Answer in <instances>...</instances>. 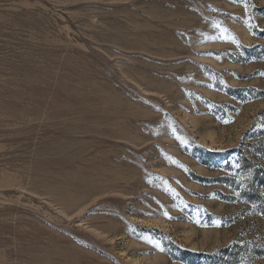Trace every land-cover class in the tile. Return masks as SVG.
Instances as JSON below:
<instances>
[{"label":"rangeland","instance_id":"rangeland-1","mask_svg":"<svg viewBox=\"0 0 264 264\" xmlns=\"http://www.w3.org/2000/svg\"><path fill=\"white\" fill-rule=\"evenodd\" d=\"M0 264H264V0H0Z\"/></svg>","mask_w":264,"mask_h":264},{"label":"trees","instance_id":"trees-1","mask_svg":"<svg viewBox=\"0 0 264 264\" xmlns=\"http://www.w3.org/2000/svg\"><path fill=\"white\" fill-rule=\"evenodd\" d=\"M241 162H242V163H241L242 165H243L244 163H246V164H248V165H253V162H252L250 159H248L246 156H244V157L242 158V161H241ZM254 181H255V177H254V178L252 177V179L248 181L249 184H250V185H249V188H251V189L254 191L255 195L258 196V190L254 187V183H255ZM262 184H263V183H262ZM240 191L243 192V195L246 194V193H245V192H246L245 190L240 189ZM250 196H251V195H250ZM250 196L248 197V200H249V201L252 200V201H254V203L257 202V201H255V199H252V197H250ZM249 198H250V199H249ZM257 207L259 208V205H257Z\"/></svg>","mask_w":264,"mask_h":264}]
</instances>
